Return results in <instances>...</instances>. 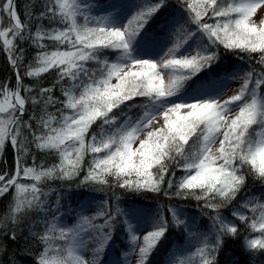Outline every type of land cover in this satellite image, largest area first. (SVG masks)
Here are the masks:
<instances>
[{"label":"snow or ice","instance_id":"snow-or-ice-1","mask_svg":"<svg viewBox=\"0 0 264 264\" xmlns=\"http://www.w3.org/2000/svg\"><path fill=\"white\" fill-rule=\"evenodd\" d=\"M33 7L26 6L22 19L17 0H0V51L15 76L14 86L0 84V159L6 146L14 154L12 170H0V198L14 192L0 222V243L15 241L21 220L36 213L28 228L38 244L32 264H109L117 225L129 251L112 264H127L133 254L137 264H152L173 230L194 251L183 256L187 249L177 247L165 264H220L229 241L264 255V0H177L164 42L147 58L138 52L142 33L172 7L169 0H137L131 15L122 0H40L35 15ZM25 42L36 49L28 64ZM225 53L246 65L243 75L201 81ZM50 71L56 73L50 87L24 83ZM236 79L240 87L222 99ZM33 145L55 153L58 163H37ZM77 180L76 188L105 198L92 202L91 215L84 206L69 208L76 216L69 225L63 185L70 191ZM250 183L259 185V196ZM120 190L194 200L200 220L179 205H160L141 238L119 206ZM6 264H18L15 254Z\"/></svg>","mask_w":264,"mask_h":264},{"label":"trees","instance_id":"trees-1","mask_svg":"<svg viewBox=\"0 0 264 264\" xmlns=\"http://www.w3.org/2000/svg\"><path fill=\"white\" fill-rule=\"evenodd\" d=\"M96 3H104L105 0H94ZM137 3V0H134V4ZM18 4V10L22 16V19H26V17L23 16V13L25 11L26 6L33 5V13L34 15L39 11V5L40 0H17ZM169 4L172 5V7H169L167 11H162L158 15L154 16L147 26L146 32L142 33V36L144 37V40L141 45L146 46L145 48L141 49H148L149 51L153 49H149L150 43L156 44L158 42H162L165 36V27H166V21L170 19L171 14L176 10L175 5L177 4V0H169ZM135 9L132 11L134 12ZM131 15V14H130ZM8 23L7 17L4 18V25L6 26ZM45 26H47V21L43 22ZM33 31H35V21L33 22ZM151 44V45H152ZM26 49L25 53V64H28L32 61L33 56L35 55L36 49L33 48L29 43L25 42L22 45ZM50 49H52L54 46L51 45V42H49ZM197 46V45H196ZM105 55L109 57V59H114L115 54L112 52H105ZM95 67V65H92ZM241 68H246V65L242 64L241 62L236 60V57L233 56L230 53H225L223 55L222 61L219 62L216 65H213V67L210 70H207L208 73H201L200 79L201 81L207 80L210 77H215L217 79L226 76L228 74H231L232 72L240 71ZM257 71H260L259 66H256ZM10 86H14L15 82V76L12 67L8 63V59L6 55L3 53V51H0V84L9 82ZM56 81V73L55 72H49L42 74V76L39 79L31 78V77H25L24 83L30 87L37 88V87H50L54 82ZM189 84L192 82L189 81ZM195 86V85H194ZM188 89V86H185V90ZM54 94L59 96V86H57L54 89ZM31 111V109H30ZM37 112H39V108L36 109ZM49 111H54L53 108H49ZM27 119V116L25 117ZM94 131H99L98 126H93ZM135 147V145H134ZM32 151L36 155V161L37 163L44 162L46 165H50L52 163H58V158L56 157L55 153L50 152H40L35 149V146H32ZM88 158H86L87 161ZM6 162V163H5ZM27 162L30 165L32 163V157H27ZM14 165V154L11 147L6 146L4 155L2 159H0V170L2 171H11ZM177 175H183L182 172H178ZM79 181L72 182L71 190H68L69 184L68 182H65L63 185V191L65 193L64 199L62 201L64 208L63 211L66 212V219L69 222V224L75 223L76 216L74 212H70L69 208L72 209H79L84 203H90L88 202L90 198H99L104 199V193L95 191L93 188H76L75 184ZM48 187L51 188H60L61 185L59 182H50L48 184ZM259 187V185L249 184V188L252 190L253 194L256 196H259L260 193L256 191V189ZM14 195V192H11L9 194H6L4 197L0 198V222H3L4 217L6 215L7 206L12 200V196ZM117 195L120 196V202L119 206L126 209L129 213V217H131V214L140 213L142 215L146 216H152L157 211L158 206L160 205H179V207L183 208L185 210V214L190 215H197L198 221L200 220V217L198 215V210L196 208V201L194 200H188V201H181L177 199L168 200L166 197L161 195H156L152 193L140 195L136 193L131 192H124L123 190H120L117 192ZM51 199H55V197H51ZM113 204V211L115 210L116 201L113 199L111 201ZM165 215L167 218L171 219L170 214L167 212V209L165 207L164 209ZM225 215H229L228 212H225ZM36 213H30L28 216L24 217L21 220L20 227L17 229V239L15 241L4 239L2 243H0V247L6 246V255L0 254V264H6L7 260L15 254V257L17 259L18 264H32V255L31 252L32 249H35L38 247L37 241L32 239L30 237L28 228L32 225L33 221L35 219H38ZM10 223V222H9ZM206 224V219H205ZM200 231L206 230L205 227H201L199 229ZM257 233H253V235H256ZM245 235H248V233H245ZM243 237L241 238V240ZM184 242L183 238L181 237V234L176 231H172L169 236V243L165 245L160 252L155 253L152 259V264H165L167 259V254L172 251L174 247H176L178 244ZM129 251V247L127 244V235L124 231V228L121 225H117V228L115 229V237H114V243L112 248L110 249L108 253V261L109 264H112L113 261L117 260V258L120 256L121 260H123L122 254L124 252ZM28 252V255H25V253ZM189 255V254H188ZM187 256V255H186ZM220 264H264V255H261L259 253H248L246 250H244L241 247L240 241H229L227 244V247L224 249L222 255L220 256Z\"/></svg>","mask_w":264,"mask_h":264},{"label":"rangeland","instance_id":"rangeland-1","mask_svg":"<svg viewBox=\"0 0 264 264\" xmlns=\"http://www.w3.org/2000/svg\"><path fill=\"white\" fill-rule=\"evenodd\" d=\"M122 2L125 5L126 14L127 15H130L131 12L133 11V8H131V5L134 4V0H122ZM253 19H255V17H253ZM163 42H164V39L162 40V42H158V43H156L154 45L149 46V49H154L153 51H149L148 49H144L146 51L140 52L139 49H143V48L146 47V46L141 45L140 48H138V52L139 53H142L144 55V58H147L148 56L153 55V53L156 51L159 43H163ZM168 46L170 47L171 46V43H169ZM195 47H196V44L195 43H192V49H194ZM164 51H166V48L164 49ZM181 51L184 52L185 50L182 49ZM160 57H163V51L160 52ZM160 57H157L158 61H159ZM238 72L240 73V75H243V73L241 71H238ZM164 78H165V80H167V78H168L167 77V74H164ZM241 83H242V80H240V79H236L234 82L230 83L229 86H228V88L224 92V94L222 96V99H227L229 96L235 94L236 90L240 87ZM100 200L101 199L94 197V198H90L89 199L88 202H90V203H87V202L84 203L82 206L85 207V214H88V215L93 214L95 212V210H96V207H95V204L92 203V202L93 201L99 202ZM152 217L146 216V215H142L140 213L139 214L138 213L131 214V221L135 225L136 229L138 231L139 230H142V231H139L137 233L141 238L145 234L146 231L151 230L150 225H151V219H152ZM64 223L69 224V222L67 221L66 217H64ZM191 243L193 245L198 246L197 242L194 239L191 241ZM177 247H183V248L187 249V251H185V252H183V253L180 254V255H183V256L188 255L190 253V251H194V248L189 249V241L186 240L183 243L178 244L176 247H174L172 249V251H170L169 254H167V256H168L167 259L168 260H169V258L171 256V253L172 252H175ZM88 251H89V254H90L91 249H89ZM136 252H138V247L136 248ZM127 264H137V256L135 254H133L131 256V259L127 260Z\"/></svg>","mask_w":264,"mask_h":264}]
</instances>
